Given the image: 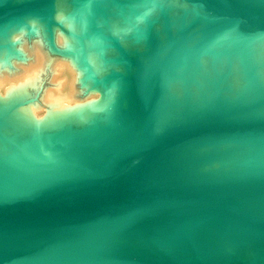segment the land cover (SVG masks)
Masks as SVG:
<instances>
[{
	"label": "water",
	"instance_id": "water-1",
	"mask_svg": "<svg viewBox=\"0 0 264 264\" xmlns=\"http://www.w3.org/2000/svg\"><path fill=\"white\" fill-rule=\"evenodd\" d=\"M0 264H264V0H0Z\"/></svg>",
	"mask_w": 264,
	"mask_h": 264
},
{
	"label": "bare ground",
	"instance_id": "bare-ground-1",
	"mask_svg": "<svg viewBox=\"0 0 264 264\" xmlns=\"http://www.w3.org/2000/svg\"><path fill=\"white\" fill-rule=\"evenodd\" d=\"M248 151L252 149L241 148L233 144L217 145L205 148H190L182 151L183 154H189L193 158L191 171L200 170L210 173L215 170L232 169L238 163H246L252 157Z\"/></svg>",
	"mask_w": 264,
	"mask_h": 264
}]
</instances>
